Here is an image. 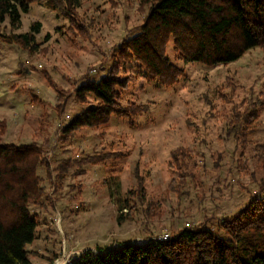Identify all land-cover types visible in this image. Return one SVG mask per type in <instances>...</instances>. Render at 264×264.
Returning a JSON list of instances; mask_svg holds the SVG:
<instances>
[{"label":"rangeland","instance_id":"obj_1","mask_svg":"<svg viewBox=\"0 0 264 264\" xmlns=\"http://www.w3.org/2000/svg\"><path fill=\"white\" fill-rule=\"evenodd\" d=\"M148 11L141 0H86L78 10L83 19L79 23L87 27L82 36L77 28L70 29L67 18L47 6V0H39L22 15L18 29L12 28L9 17L1 26L5 34H24L36 22L43 25L36 36L39 50L32 53L0 41V119L8 123L2 143L49 141L43 156L52 180L41 166L46 195L40 204L31 205L39 224L36 239L27 246L30 264H58L61 259L70 264L97 248L170 237L173 226L176 230L198 227L212 216H231L253 195H264L257 185L264 177V46L214 67L178 59L170 46L172 62L185 71L172 87L148 82L133 63L127 64L126 74L134 80L122 104H150L149 111L113 116L104 129L84 128L69 142L59 141L62 127L95 104L92 98L88 103L75 99L81 78L105 77L113 52L139 33ZM58 89L71 93L64 99L68 103L62 113L56 108ZM34 97L38 102H33ZM251 101L259 112L257 130L242 145L228 135L225 116L234 108L244 110ZM179 147L189 148L194 156V177L182 196L169 190L177 178L170 171L171 153ZM102 153L120 156L87 165L79 176L72 167L58 178L56 168L63 161L73 163ZM137 170L146 180L147 201H132L124 211L129 219L119 224L118 198L125 199L137 187ZM113 178L119 193L114 184H107Z\"/></svg>","mask_w":264,"mask_h":264},{"label":"trees","instance_id":"obj_2","mask_svg":"<svg viewBox=\"0 0 264 264\" xmlns=\"http://www.w3.org/2000/svg\"><path fill=\"white\" fill-rule=\"evenodd\" d=\"M38 1L0 0V29L7 17L12 28L18 29L22 15L29 13L31 5ZM85 1L47 0V6L67 18L70 29L77 28L85 36L87 27L79 23L83 19L78 15ZM141 3L142 8L149 7L148 17L139 27V33L126 38L115 49L107 75L99 81L90 76L81 78L75 99L88 103L92 98L95 104L83 108L62 127L60 142H69L84 128L104 129L113 116L121 118L149 111L150 104H122L124 93L134 80L133 75L126 74L127 64L133 63L148 82L172 87L179 83L185 71L172 62L168 53L170 46L178 59L211 67L233 62L247 51L264 46V0H141ZM42 27L41 22H36L31 31L24 34H5L0 30V41L17 44L32 53L39 50L36 36ZM70 96L71 93L58 89L56 108L60 113L68 103L64 99ZM33 102H38L36 97ZM258 117L253 101L244 110L234 108L225 116L228 135L245 145L257 130ZM7 129V121L0 119V264H30L27 246L36 239L39 224L31 205L40 204L46 195L44 178L39 175L41 166H45L52 180L49 162L43 156L44 146L49 141L43 145L37 142L3 144ZM118 156V153H102L73 163L63 161L57 165V176L63 178L72 167H75L73 174L79 176L85 172V166L104 164L109 157ZM193 161V153L187 147H179L171 153L170 171L177 178L169 190L179 196L185 193L188 180L194 177ZM261 169L264 173V154ZM137 178V187L129 191L125 199L118 198L119 224L129 219L124 211L132 207V201H147L146 180L138 170ZM107 182L114 184L119 193L118 181L113 178ZM257 185L264 191V177ZM175 227L167 239L150 238L143 244L123 242L119 247L97 248V252L88 251L70 264H264L262 193L253 195L231 216H212L198 227L178 230Z\"/></svg>","mask_w":264,"mask_h":264},{"label":"bare ground","instance_id":"obj_3","mask_svg":"<svg viewBox=\"0 0 264 264\" xmlns=\"http://www.w3.org/2000/svg\"><path fill=\"white\" fill-rule=\"evenodd\" d=\"M58 264H67V261L64 260V259H61V260L58 261Z\"/></svg>","mask_w":264,"mask_h":264},{"label":"built area","instance_id":"obj_4","mask_svg":"<svg viewBox=\"0 0 264 264\" xmlns=\"http://www.w3.org/2000/svg\"><path fill=\"white\" fill-rule=\"evenodd\" d=\"M167 238H169V236L161 237L160 239H167Z\"/></svg>","mask_w":264,"mask_h":264}]
</instances>
